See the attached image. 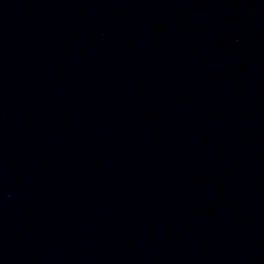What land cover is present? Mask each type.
<instances>
[{"label": "water", "instance_id": "95a60500", "mask_svg": "<svg viewBox=\"0 0 264 264\" xmlns=\"http://www.w3.org/2000/svg\"><path fill=\"white\" fill-rule=\"evenodd\" d=\"M0 264H264V0H0Z\"/></svg>", "mask_w": 264, "mask_h": 264}]
</instances>
